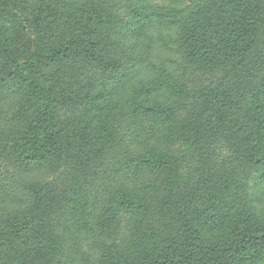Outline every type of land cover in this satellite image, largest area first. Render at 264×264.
Masks as SVG:
<instances>
[{"label":"trees","instance_id":"16d2710c","mask_svg":"<svg viewBox=\"0 0 264 264\" xmlns=\"http://www.w3.org/2000/svg\"><path fill=\"white\" fill-rule=\"evenodd\" d=\"M223 1L233 6L225 36L205 32L181 10H175L178 0L159 4L157 0H0V104L5 105L11 95L21 102L14 125L18 134L9 138L14 145L10 152L15 154L9 157L20 169L0 175V204L17 206L34 201L41 168L66 154L60 132L61 111L75 99L71 101L67 92L58 94L60 90L41 83L39 73L46 61L74 59L89 86L85 102L75 101L78 105L118 97L107 109L104 134L85 145L66 171L75 182L69 196L57 200L65 242L53 250L60 252L55 257L59 264H131L122 260L114 244L106 208L128 209L129 225L138 223L144 230H153L151 224L161 222L152 205L156 184L139 186L137 176L145 169L168 173L169 166L178 165L180 158L167 145L173 118L203 96L229 100L239 92V72L248 70L249 82H264V72L246 64L248 54L264 37V17L260 14L264 0ZM110 2L112 8L122 7L137 26L129 29L115 23L117 32L134 34L128 57L118 56L100 40L89 37L84 29L90 21L87 16L76 20L60 11L77 5L94 17L98 7ZM212 66L226 68L216 83H211L215 76L208 75ZM260 86L258 82L253 87L250 82L253 93ZM27 92L41 96L40 100L27 99ZM139 118L148 120L154 138L148 152L139 150L145 132ZM240 120L235 117L238 126L234 132L226 131L232 153L226 162L217 164L208 153L200 154L201 147L189 153L191 159L187 160L188 154L183 157L182 163L198 165L178 166V185L191 186L187 194L191 195L194 187L202 189L203 195L211 189L216 203L228 196L227 189L235 179L248 195L246 186L253 179V200L264 202V134L256 140L239 139L237 132L249 125L239 124ZM250 139L255 142L253 148L248 144ZM179 171L174 168L169 173ZM31 172L33 177L28 176ZM230 208L223 206L222 213L231 217ZM29 215L30 211H24L21 217ZM234 219L233 236L220 245L207 242L192 229L188 236L175 240L170 235L156 239L157 250L146 264H205L210 257L223 256L229 257V264H242L244 253L253 264H264V209L258 208L250 216L241 212Z\"/></svg>","mask_w":264,"mask_h":264},{"label":"rangeland","instance_id":"374dc122","mask_svg":"<svg viewBox=\"0 0 264 264\" xmlns=\"http://www.w3.org/2000/svg\"><path fill=\"white\" fill-rule=\"evenodd\" d=\"M161 1L169 3L172 0H157V3ZM174 6L175 10H181L183 15L193 19L200 29L205 32L207 30L215 33L222 32L224 36L227 33L226 25L233 15L231 12L233 6L223 0H178ZM60 11L66 17L76 20L81 16L86 19L87 16L90 21L85 24L84 29L90 38L100 40L99 42L111 48L118 56L128 57L132 54L134 34L131 35L126 30L117 32L114 29L116 21L123 23L129 29L137 27L122 7L112 8L111 2L102 4L98 10H95L94 17H90L88 9L85 10L77 5L72 8H61ZM260 14L264 17V6ZM73 61L74 59L46 61L39 73V79L43 85L60 90L58 94L65 91L71 101L75 99L81 104L82 101L85 102L84 96L89 86L86 77L80 73L78 65ZM246 64L264 72V37L259 39L258 44L252 48ZM209 70L208 75L215 76L211 79V83H216L225 74L226 68L212 66ZM237 76L239 92L229 96V100L218 99L216 101L210 96H203L186 112L173 118L167 145L180 158L178 165L173 163L169 166L168 173L164 170L151 169L138 173L137 184L139 186L156 184L154 185L156 194L152 205L157 216L161 218V222L155 223L153 219L154 223L151 224L153 230H144L138 223V225H129L126 220L129 217L128 209H117L113 206L106 208L105 219L112 229L113 241L122 260L125 258L131 264H146L149 257L153 258L157 250L156 239L170 235L175 240L188 236L187 232L190 229L196 231L207 242H216L220 245L233 236L234 223L237 221L234 219L236 215L243 212V215L250 216L258 208L264 209L263 200L260 202L253 200L255 199V191L252 189L255 185L253 179L248 180V186H246L249 188L248 195L244 193L245 186L242 187V184L235 179L236 182L231 183L230 188L227 189L228 196L217 199L216 203L212 198L211 189L203 195L202 189L194 187L191 189L194 190L193 193L189 195L187 189L191 186L185 188L178 185L181 183L178 166L183 167L187 164L198 166L193 162L182 163L186 154H188L187 160L191 159L189 153L194 149L201 147L200 154L208 153L209 157L216 159L217 164H221V160L225 162L228 160L232 153L228 146L227 132H234L237 128L238 125L234 123L236 116L241 119L239 124L241 122L249 124L237 132L239 139L256 140V137L260 138L264 134V82L259 79L251 80L253 87L258 82L261 84L257 87L258 91L253 93L248 81V70L245 73L239 72ZM208 78L206 80H209ZM65 85L66 87L62 89ZM244 92L245 98L242 97ZM24 94L19 95L20 98ZM25 95L28 96L27 99L34 97L32 92H27ZM40 98L41 96L37 95L32 100L38 99L39 101ZM5 101V105L0 104V175L7 171H19L20 169V164H13L12 158L9 157L15 155L10 152L14 145L9 138L18 134V127L15 126L18 122L16 120L19 115L17 110L21 102H18L16 95L7 97ZM75 101L68 103L65 110L61 111L63 119L60 123V132L63 136L66 154L60 155L50 165L48 163L41 168L39 179L35 184L34 201H26L24 205L17 206L7 203L0 204V262L4 264H59L55 257L59 256L60 252L53 250L58 249L60 244L63 246L65 242L62 241L64 228L59 221L60 212L57 208V200L69 196L75 182L73 175L66 174V171L76 160L75 155L80 153L85 145L96 142L95 140L104 134L107 109L113 103L118 102V97L117 95L114 98L108 96L95 102L87 101L84 106L78 105ZM247 109L250 111L245 112ZM139 120L142 128L145 129L140 139L139 150L148 152L153 145L154 138L150 135L148 120L145 118H139ZM248 144L253 148L255 142L250 139ZM232 167L230 165V168ZM174 168L179 172L175 175L170 174V170ZM28 176L33 177V172ZM231 193L234 195L229 196ZM223 206L225 210L228 206H232L230 208V213L233 214L231 217L222 213ZM24 211H30L31 215L21 217ZM248 256V253L242 254L240 262L253 264L252 258ZM229 262L228 256L210 257L208 263L205 264H229Z\"/></svg>","mask_w":264,"mask_h":264}]
</instances>
